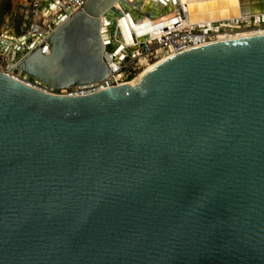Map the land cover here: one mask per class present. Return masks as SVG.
Listing matches in <instances>:
<instances>
[{"label":"water","instance_id":"95a60500","mask_svg":"<svg viewBox=\"0 0 264 264\" xmlns=\"http://www.w3.org/2000/svg\"><path fill=\"white\" fill-rule=\"evenodd\" d=\"M170 1L177 17L152 29L224 17L208 0ZM237 2L238 25L264 24V0ZM132 3L86 0L48 55L25 36L0 39V53L52 93L97 83L104 51L121 58L112 36L136 41ZM0 264H264V35L199 46L134 86L85 96L0 72Z\"/></svg>","mask_w":264,"mask_h":264},{"label":"bare ground","instance_id":"6f19581e","mask_svg":"<svg viewBox=\"0 0 264 264\" xmlns=\"http://www.w3.org/2000/svg\"><path fill=\"white\" fill-rule=\"evenodd\" d=\"M135 1V3L130 4L129 9H130V16L133 19V23L134 26H131L129 20L127 19V25H128V30L130 34H133L136 36V41L134 42V44L129 42V39H127V42L124 41L122 38H118L116 36H112V40L117 42V48L121 47L119 49V55L121 56V58H124V53H127V49H131V48H135L136 44H137V37L138 36H145L148 35L147 38H142L144 40H149L151 38H154L158 35H161L164 31L168 30V29H172L174 27H179V29L181 28H188L190 30H192L194 28L193 25H206V28L209 29L210 32H203L201 35H190L188 37L189 40L192 41V43L190 44L189 42L185 41V43H179L178 45H171L168 49H159L156 51V58L154 61L152 62H147L145 59L140 58V68L138 73L134 76V78H132L130 81L127 82V84L129 86H134L137 82H139L141 79H143L145 76H147L149 73H151L154 69H156L158 66H160L162 63H164L165 61L177 56L178 54H181L183 52H186L188 50L197 48L199 46H203L206 44H210V43H214V42H226V41H230V40H239V39H244V38H251L253 36H259V35H264V30L262 29H255L254 27L250 26L251 20H250V16L248 17L249 19H247V21L245 22V25L243 24H239L238 19H241V15L238 12V2L237 0H208L207 1V5H210V9L214 8L215 10H218V14H222L224 13V17H219L218 19H215V12L211 13L210 16L213 17V19L211 18H206L205 21L202 22H192L193 20H195V17H192V21L189 22L187 20V18L185 17L184 19H181L180 22H178V24L176 25H169L168 27H163L159 30H154L152 29V26L160 23V22H165L170 20L171 18L177 17L178 13L176 12L177 9L176 7L171 3L170 0H168L167 2L164 3V6L160 4L159 0H133V2ZM191 1V0H188ZM202 1V0H200ZM197 2V1H195ZM192 5H189L190 8L193 7L192 2H189ZM139 4V5H137ZM183 4V1H179L178 3V7L181 6ZM113 8H115L116 10H119L120 12H123L125 14L124 8L119 4V2H115L113 4ZM232 17H227V14H229V11L232 9ZM55 9V4L53 5V7L50 9L51 11H53ZM165 9L168 10V14L167 15H161L159 17H155L160 15L161 11H165ZM236 10V11H235ZM148 11H152L153 15L152 17H147L145 16V12ZM203 13V12H202ZM220 14V15H221ZM205 15V14H203ZM103 14H101V16L99 17L100 20L102 21L103 18ZM197 16V15H196ZM67 19H63L61 21H59V23L57 24L56 28L61 26ZM235 20H237V22H235ZM143 21V27H141L142 22ZM199 21V20H197ZM216 22V23H213ZM198 23V24H197ZM213 23V24H212ZM259 23L256 22L255 26H257ZM220 25V26H218ZM264 25V24H262ZM214 26V27H213ZM213 27V28H211ZM247 27V28H246ZM251 27V28H248ZM200 28V27H197ZM194 29L196 30V32L201 31L203 28L201 27L200 30L199 29ZM205 29V28H204ZM199 30V31H197ZM206 30V29H205ZM193 31V30H192ZM109 27H107V34L109 35ZM9 37L12 39L14 37L13 34H9ZM24 37V36H21ZM19 37H16V39H18ZM110 40V37H109ZM116 46V45H115ZM135 53V52H132ZM14 64H9L8 65V72L10 73L11 71L13 72L14 70ZM19 75V71H17L16 73H14L13 77L15 78L14 80H17L18 82H21L33 89L39 90L41 92L47 93V94H54V93H50L51 91L42 86L41 88L39 86L36 85V83H31L28 81H24L21 78H18ZM21 76V75H20ZM91 84L88 85H84V86H89ZM84 86H77V87H84ZM67 89H61L59 91H55V94H63L66 92Z\"/></svg>","mask_w":264,"mask_h":264},{"label":"built area","instance_id":"2783aa9c","mask_svg":"<svg viewBox=\"0 0 264 264\" xmlns=\"http://www.w3.org/2000/svg\"><path fill=\"white\" fill-rule=\"evenodd\" d=\"M85 3L86 0H29L25 6L26 8H24L22 12L24 19L23 26L27 27L28 30L24 36L29 40H36L32 50L38 47L41 54L48 55L51 50L48 38L56 29V26L52 25L54 18L60 16V21L65 18L68 19L71 14L80 11L84 7ZM54 4L55 9L51 11L50 9ZM67 10H69V13L66 12ZM254 28L264 30V25L258 24L257 26H254ZM203 32L207 31L202 29L201 31L196 32L188 28L179 29V27H174L164 31L161 35L146 40L140 45L139 49L135 50V53H132L130 49H127V53H124V58H115L110 52L104 51L103 60L109 69V73L103 80L89 86L67 89L63 94H56L69 97L85 96L94 94L109 87L114 88L116 86L127 84L129 79L135 75L133 74V71L135 70L134 67L129 70H125L130 63L136 62L140 68V58L145 59L147 62H152L156 58V51L158 48L168 49L171 45H178L179 43H185V41L191 44L192 41L189 40L188 37L194 34L201 35ZM9 34L10 33L8 32L2 33L0 35V39L11 44L12 40H16V36L12 33L14 37L11 39ZM116 44L117 42L113 41L110 43V47H113ZM9 64L13 63L10 62L8 55L0 53V72H3L12 79H15L13 77L14 73L12 71L10 73L8 72L7 67ZM18 78H21L20 75H18Z\"/></svg>","mask_w":264,"mask_h":264},{"label":"rangeland","instance_id":"374dc122","mask_svg":"<svg viewBox=\"0 0 264 264\" xmlns=\"http://www.w3.org/2000/svg\"><path fill=\"white\" fill-rule=\"evenodd\" d=\"M27 3L28 0H0V35L5 32L10 34L13 33L16 37L26 35L28 30L27 27L23 26L24 19L22 11L26 8L25 6ZM167 11L168 10L165 9V11H161L160 15L155 17H159L162 14L166 15ZM132 67L135 68L133 74L136 75L139 71V67L136 62L130 63L125 70H129ZM134 76L131 77L129 81L134 78ZM39 87L41 88L42 86Z\"/></svg>","mask_w":264,"mask_h":264},{"label":"crops","instance_id":"0c3cea01","mask_svg":"<svg viewBox=\"0 0 264 264\" xmlns=\"http://www.w3.org/2000/svg\"><path fill=\"white\" fill-rule=\"evenodd\" d=\"M167 14H168V11H167L166 15H167ZM141 22H142V25H141V27H143V26H144V25H143L144 23H143V21H141Z\"/></svg>","mask_w":264,"mask_h":264}]
</instances>
